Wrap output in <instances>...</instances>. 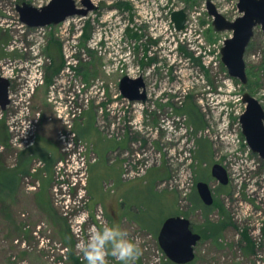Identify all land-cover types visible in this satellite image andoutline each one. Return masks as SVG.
Returning <instances> with one entry per match:
<instances>
[{"label":"rangeland","instance_id":"rangeland-1","mask_svg":"<svg viewBox=\"0 0 264 264\" xmlns=\"http://www.w3.org/2000/svg\"><path fill=\"white\" fill-rule=\"evenodd\" d=\"M76 1L84 6V0ZM23 2L37 4L0 0V72L10 67L16 75L11 79L14 103L0 121V178L16 181L11 189L0 179V264H86L77 245L101 227L98 211L108 219L107 205L92 210L90 204V195L98 196L99 152L75 131L92 107L100 130L126 142L116 156L123 172L124 162L133 164L139 154L154 159L140 175L124 179L141 177L157 165L169 169L159 187L178 194L180 215L204 236L190 264H264V159L250 148L240 123L245 91L264 107L261 26L245 53L249 81L243 84L222 60L221 48L232 31L214 29L206 0H91L97 7L87 15L46 27L21 22L17 7ZM213 2L230 20L241 15L239 0ZM180 9L187 13L181 31L172 19ZM31 70L43 78L34 91L22 93L30 102L33 130L28 142L14 144L8 122L20 110L16 100ZM126 75L144 77L146 100L115 98ZM82 93L91 94L90 105L74 117L68 101L75 95L79 105ZM186 108L199 111L201 120L195 123ZM216 162L227 168L228 185L212 176ZM200 180L209 182L216 205L200 198ZM137 190L134 216L157 228L167 213H175L161 206L150 185L123 193L129 198ZM138 229L128 230L141 242L136 264L174 263L160 258L156 237Z\"/></svg>","mask_w":264,"mask_h":264},{"label":"water","instance_id":"water-1","mask_svg":"<svg viewBox=\"0 0 264 264\" xmlns=\"http://www.w3.org/2000/svg\"><path fill=\"white\" fill-rule=\"evenodd\" d=\"M206 3L209 14L214 18V29L217 32L232 31V36L225 39L221 49L223 63L231 76L247 84L249 78L245 53L255 35V28L260 25L264 33V0H239L241 15L235 20L223 15L213 0H206ZM83 5L79 7L76 0H51L43 7L23 2L17 9L24 24L29 27H43L62 23L75 15L85 16L97 7L91 0H84ZM172 19L177 29L182 30L187 23V13L183 9L175 10L172 12ZM10 86V79L0 76V106L3 109L11 102ZM120 90L124 97L132 101H144L148 97L143 76H124L120 81ZM242 100L246 104L240 116L243 134L250 148L264 159V107L259 99L248 91L244 92ZM211 173L222 185L229 184L230 175L223 164L214 163ZM197 190L206 205L214 204L215 195L209 182L198 181ZM202 238V234L192 228L191 220L179 214L165 220L158 235V242L172 262L189 264L196 259V246Z\"/></svg>","mask_w":264,"mask_h":264},{"label":"crops","instance_id":"crops-1","mask_svg":"<svg viewBox=\"0 0 264 264\" xmlns=\"http://www.w3.org/2000/svg\"><path fill=\"white\" fill-rule=\"evenodd\" d=\"M75 131L78 136L89 144L91 149L98 151V160L95 163L102 162L100 168V176L97 184V194L88 192L91 197V209L98 204L107 205L106 216L110 224H120L125 229L132 231L135 227L139 231L146 233L151 237L158 238L159 232L168 217L179 215L178 194L173 189L160 188L159 184L169 178V169L166 165H157L147 171V173L138 178L124 179L123 177V161L121 157H116L121 150L126 148L124 139L111 138L105 135L98 126V115L96 108L93 107L86 110L82 121L79 122ZM97 154V155H98ZM93 163H91L92 165ZM89 167V172L90 168ZM157 171V174L154 173ZM88 172V173H89ZM89 179V176H88ZM150 185L154 191L160 196V204L163 207L170 206L175 213H167L166 219L161 222L157 228L152 226L151 222L141 220L134 216V210L139 206L138 197L141 193L139 190L130 194L127 198L123 190L134 187ZM89 187V183H88ZM122 263V262H118Z\"/></svg>","mask_w":264,"mask_h":264},{"label":"built area","instance_id":"built-area-1","mask_svg":"<svg viewBox=\"0 0 264 264\" xmlns=\"http://www.w3.org/2000/svg\"><path fill=\"white\" fill-rule=\"evenodd\" d=\"M50 1L51 0H36V2H37L36 5H37V7H43V6L47 5ZM43 27H46V26H43ZM11 48L14 49L13 46ZM36 72H38V71H36ZM0 76H4L6 78H9L11 81V79L16 75L14 74L13 69H11L10 67L9 68L4 67L3 72H0ZM25 78H26V83L24 85V88L21 91L20 98L18 100H16V104L21 106L20 110L18 112H16L15 115L13 117H11L10 121L8 122L11 133H12V142L14 144L25 142L24 138L26 139V142H28V137L30 136L31 130H33V125H34L33 119L30 118V102L27 101L25 98H23L22 93H27V91L29 89L34 91V89L38 85V82H43L42 76L40 77V75H38V73L33 74V70L30 71V74H26ZM37 78H40L41 80L39 79L40 81H38ZM11 83H12V81H11ZM103 92H105V91H103ZM102 94L105 95V93H102ZM82 96L83 97L79 101V105L76 104L77 101H76L75 95H73L72 97L69 98L68 104L72 110V114L74 117L80 116L86 110V108L89 107V105H90L91 94L90 93H82ZM118 96H121L124 100L128 99V98L124 97L121 92H120V94L116 95L115 98H118ZM9 97H10L11 102L7 105L6 109L12 103H14V100L11 97V88H10V96ZM6 109H3L0 106V121L3 120L4 113H5ZM19 124H22V126L25 129L24 131L22 129L20 130V127L18 126ZM115 126H116V124L114 123L112 128H115ZM18 133H20V135ZM73 136H76L75 132L73 133ZM81 159L83 160V162L86 161L85 156L81 157ZM134 159L135 160H134L133 164L131 163V161H129L130 159H128L127 161L124 162L123 176L130 177V176L140 175L142 172H144L146 170V168H148V166L150 165V162L152 160H154L153 158L145 160L142 158V155H140V154L137 157H135ZM79 202H81V200ZM96 218L98 219V223L101 226L104 223H108V221H107L108 219H106V217L102 211L97 212ZM80 231H81V229H79V232ZM158 250H159L158 252H159L160 258H161V256H163L164 259L168 258L167 255L165 254V252L159 246H158Z\"/></svg>","mask_w":264,"mask_h":264},{"label":"clouds","instance_id":"clouds-1","mask_svg":"<svg viewBox=\"0 0 264 264\" xmlns=\"http://www.w3.org/2000/svg\"><path fill=\"white\" fill-rule=\"evenodd\" d=\"M77 247L82 251L86 264H110L109 257L122 264H136L142 255L140 240L131 237L120 224L104 223Z\"/></svg>","mask_w":264,"mask_h":264},{"label":"trees","instance_id":"trees-1","mask_svg":"<svg viewBox=\"0 0 264 264\" xmlns=\"http://www.w3.org/2000/svg\"><path fill=\"white\" fill-rule=\"evenodd\" d=\"M197 108V107H196ZM198 110V109H197ZM186 111L191 115V118H192V120L195 122V123H197V122H199L200 120H201V115H200V113H199V111L198 112H196V111H190L188 108H186ZM199 145H200V141H199ZM44 158H46V156H44ZM7 175V174H6ZM10 175H13L14 177H15V179H16V177H17V175L15 174H10ZM9 176V175H8ZM1 179V181L2 182H4V185L6 184L9 188H11V189H13L14 188V186L16 185V181L14 182V183H11L10 184V182H6L5 183V181H6V179H4V177H2V178H0ZM1 182V183H2ZM214 205H216V199H215V202H214ZM215 226H217V225H215ZM217 229H215L214 231H216ZM202 240L204 239V236L202 235ZM168 264H171L170 262L168 263ZM173 264H176V263H173ZM190 264V263H189Z\"/></svg>","mask_w":264,"mask_h":264},{"label":"flooded vegetation","instance_id":"flooded-vegetation-1","mask_svg":"<svg viewBox=\"0 0 264 264\" xmlns=\"http://www.w3.org/2000/svg\"><path fill=\"white\" fill-rule=\"evenodd\" d=\"M192 224V223H191ZM193 228V227H192Z\"/></svg>","mask_w":264,"mask_h":264},{"label":"bare ground","instance_id":"bare-ground-1","mask_svg":"<svg viewBox=\"0 0 264 264\" xmlns=\"http://www.w3.org/2000/svg\"><path fill=\"white\" fill-rule=\"evenodd\" d=\"M168 257V256H167Z\"/></svg>","mask_w":264,"mask_h":264}]
</instances>
